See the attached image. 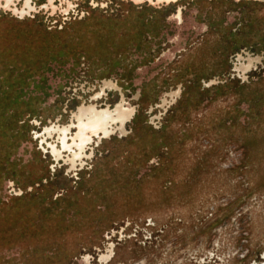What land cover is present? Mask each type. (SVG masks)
<instances>
[{"label": "rangeland", "instance_id": "1", "mask_svg": "<svg viewBox=\"0 0 264 264\" xmlns=\"http://www.w3.org/2000/svg\"><path fill=\"white\" fill-rule=\"evenodd\" d=\"M24 1L0 0V264H264V0Z\"/></svg>", "mask_w": 264, "mask_h": 264}, {"label": "flooded vegetation", "instance_id": "2", "mask_svg": "<svg viewBox=\"0 0 264 264\" xmlns=\"http://www.w3.org/2000/svg\"><path fill=\"white\" fill-rule=\"evenodd\" d=\"M49 3L52 4V1L53 0H48ZM136 1H142V0H136ZM153 1V0H151ZM180 0H156V2L158 3H168L170 4L171 2H178ZM13 0H4V6H9L10 3H12ZM24 5H26L28 8H32V6L29 4V1L28 0H25L24 1ZM13 10H17V7H14ZM23 10L20 11V14H23ZM178 17H180V9L178 10ZM246 66H243L242 68L245 69ZM134 109L132 108H123L121 107L120 105H117L115 107L114 110H107L106 108H101V109H96L94 108L93 106H88V107H82L79 109L77 115H76V118H77V122L78 124H76V129H77V125L79 126V128H82L83 130V133L81 135H76L78 139V142L75 143L76 144V147H78L77 149H74L71 147V150L74 152L75 151V154L73 156V158L71 159V162L73 163L74 162V159H78L80 157V155L82 154L83 152V149L85 148V145L89 142L92 141V139L94 137H97V138H102V137H106L108 136L111 131H112V124L113 123H116V125H119V128L122 129V125L124 124L125 122V119L127 117H129L132 112H133ZM106 114L107 116V120H103V119H98L97 117L94 118V116L96 115H99V114ZM84 116L86 117V123L83 121L84 120H81V117ZM106 119V117L104 118ZM100 124L98 126L93 127V129L91 131H87L88 128H86L87 126L89 127V125L91 124ZM85 125H87L85 127ZM46 133L50 134V132L52 130H54V127H47L46 129ZM67 128H62V129H59L58 131L60 132L59 133V141H60V146H58V148H56L55 146L51 145V151H52V154L54 156H57V154L59 153L60 154V150L63 149L64 151H69L72 153L71 150H68L70 145L69 143H71V141L69 142V139L67 138ZM77 132V130H76ZM75 132V134H76ZM73 136H71L72 138ZM61 143L63 145V148L61 146ZM72 145V144H71ZM68 148V149H67ZM59 150V152H58Z\"/></svg>", "mask_w": 264, "mask_h": 264}, {"label": "bare ground", "instance_id": "3", "mask_svg": "<svg viewBox=\"0 0 264 264\" xmlns=\"http://www.w3.org/2000/svg\"><path fill=\"white\" fill-rule=\"evenodd\" d=\"M107 110L109 109V108H106ZM115 109V108H114ZM113 109V110H114ZM110 110V109H109ZM133 113V112H132ZM132 115V114H131ZM130 115V116H131ZM129 116V117H130ZM95 117H97L98 119H103L104 121L105 120H107V116H106V114H104V113H102V114H99V115H96V116H94V118ZM106 117V119H104ZM129 117H127L126 119H128ZM81 120H84L83 121V123L85 122L86 123V117H84V116H82L81 117ZM125 123V122H124ZM77 124H78V122H77ZM98 125H100V124H95V123H93V124H91V125H89V127L87 126V125H85V127L86 128H88V132L89 131H91L92 129H93V127H95L96 128V126H98ZM83 133V130H82V128H79V126L77 125V132H76V134L71 138V144L77 149L78 147H76V144L75 143H77L78 142V139L79 138H77L76 137V135L78 134V135H81ZM71 144H69L70 145V147H71ZM62 147H63V145H62ZM69 147V150H71V148ZM72 151V150H71ZM74 154H75V151L73 152L72 151V158H73V156H74ZM72 163V162H71Z\"/></svg>", "mask_w": 264, "mask_h": 264}]
</instances>
